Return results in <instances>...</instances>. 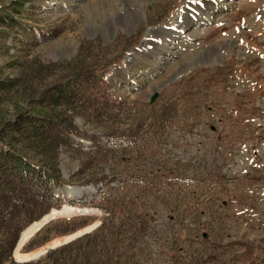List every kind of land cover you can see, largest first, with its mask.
Here are the masks:
<instances>
[{
	"label": "rangeland",
	"instance_id": "1",
	"mask_svg": "<svg viewBox=\"0 0 264 264\" xmlns=\"http://www.w3.org/2000/svg\"><path fill=\"white\" fill-rule=\"evenodd\" d=\"M17 1L25 2L24 24L0 34V45L7 47L0 53V82L18 78L25 66L24 89L34 97L14 106L11 97L26 93L23 86L12 95L0 91V128L8 132L3 123L19 111L50 123L48 137L58 145L53 153L36 154L25 139L8 145L35 163L52 159L64 183L54 188L57 202L49 212L54 210L55 220L86 226L50 234L31 250L21 249V241V250L0 264L46 263L50 252L94 233L106 216L93 206H105L97 195V172L110 169L158 182L142 200L152 227L151 264H264V0H0V6ZM42 65L48 68L36 71ZM80 65L95 69L103 83L93 89L77 84L75 93L83 90V99L54 106L46 91ZM95 107L106 116L88 117ZM154 108H164L171 125L139 158L131 147L115 164L109 157L102 165L92 152L73 149L98 144L105 126L128 129L141 119L138 133L149 147ZM77 113L82 115L72 128L70 117ZM59 121L66 131L59 130ZM1 176L4 190L33 189L8 170ZM75 189L85 195L78 203ZM1 208L0 235L12 233L18 225L4 223L11 207Z\"/></svg>",
	"mask_w": 264,
	"mask_h": 264
},
{
	"label": "trees",
	"instance_id": "2",
	"mask_svg": "<svg viewBox=\"0 0 264 264\" xmlns=\"http://www.w3.org/2000/svg\"><path fill=\"white\" fill-rule=\"evenodd\" d=\"M24 5L25 2L17 1L15 4L0 6V26L4 29L0 31L1 35H10L11 32L6 29L19 28V25L24 24L22 21L24 18ZM5 50H7V47L0 45V53ZM85 66L87 65H80L77 68L70 69L69 71H73L72 74L67 73L64 78L61 76L57 78L56 81L59 86L56 84L52 88L53 90L51 93L46 91L45 94H48L49 100L52 98L54 106L57 107L60 105V101L65 103L66 100L70 99H74V101L77 98L83 99V90H81L80 94H77L79 97H77L75 93L77 84H80L79 86L82 87L93 89L95 85L103 83L101 74L95 69L90 70ZM50 67L58 68L56 65ZM42 68L48 67L42 65L40 68H36V71H40ZM19 69L22 70L18 78L0 82V91H5L7 95H12L15 92V88L23 86L24 89V87H28V79H26L27 69L25 66H21ZM23 89L21 91L26 92V89ZM31 96V92H26L21 96H12L11 99L14 101V106H17L20 102L27 100ZM33 97L34 96L28 100H32ZM88 100L93 101V98ZM77 108H75V111ZM92 109L93 113H90L88 117H99L100 113L96 111L97 107ZM151 111L155 113L151 119V122H154L152 124L154 128H148L149 137L152 141L148 143L149 147L147 148L144 146L145 136L138 133L141 127V119L136 122V125L129 126V130L124 129L122 126H105L103 128L105 133L98 136V139H100L98 144L80 146L79 148L73 149L75 151L92 152V157L99 156V158H101L99 163L102 165L106 164L109 157L115 159L113 163L115 164L118 159L121 160L123 151L131 147L138 151H136V156L134 158H139V152H150V148L153 144L160 143L162 136H160L159 131L166 128L167 125H171V117L164 108L157 110L154 108L151 109ZM160 111L162 112L157 117ZM23 113L24 112L19 111L17 117L13 121L7 120L3 123L10 134L5 132L4 128H0V179H2L1 173L8 170L14 177L16 176L18 179L17 181L21 183L22 186L25 183H30L33 187V189L13 187L12 192L2 189L0 183V217L2 216L1 207H11L10 212H8L6 218H4V223L10 226L12 224L18 225L14 232L10 233V231H3L0 235V259H4L5 261L11 260V253L15 247L20 231L27 225L40 220L44 215L49 213V210L53 207L52 202H57L54 188L64 183L59 171L54 169L55 165H52V159L48 160V158L43 157L41 164L35 163L25 155L17 153L15 150L16 148L13 149L9 146V143H14L13 146L22 145L20 141L21 139H25L33 150L29 149L32 152L35 151L36 154L39 155L46 152L53 153L54 148L57 149V143L54 144L55 142H53L54 137H48L50 133H47L46 127L49 126L50 123L46 119L39 122L33 121ZM1 114L2 113H0V115ZM78 114L81 113L74 114V117H70L69 123L72 128L75 120L74 118ZM101 116H106V114H101L100 117ZM103 118L106 120L105 117ZM2 120H5V118L3 117ZM157 120L160 121L161 125L157 126L155 124ZM133 127L136 128V131L131 135L130 131ZM59 130L66 131V128L60 121ZM68 133H66V135H68ZM71 133H73V131H71ZM101 136H103L102 141ZM80 137L87 140L91 138V136L85 135ZM154 153H157V151ZM159 154L164 157L163 154ZM3 162L5 164H3ZM111 172L112 174H110ZM97 173L100 174L99 178H97L100 182L96 183V185L99 184L97 186L98 198L99 202H102L105 206H93L102 210L106 215L101 225L94 233H88L89 235L87 234L60 249L58 248L50 252L46 263L43 262L42 264H151V250L148 243L152 227L149 221L144 218L143 213L146 211V206L142 203V200L145 195L153 189L151 187L158 184V182L151 179L150 175L145 176L134 173L128 176V174H125L123 171L117 173V171H112L111 169L110 173L107 171ZM174 181H176V177L170 178L168 182L172 183ZM114 182L117 183V186H114ZM8 183L7 185H9ZM3 184L5 185L6 183ZM182 187H184V181ZM16 190H21L23 194H15L14 192ZM112 191L115 192V194L111 193ZM84 198L85 195H83L82 200H84ZM75 200L76 203H78L79 200ZM50 201L51 204L46 203ZM6 202L8 203L6 204ZM71 202V200H68V203ZM118 209H120L123 214H121ZM19 222L23 223L19 224ZM85 226L86 222L84 221L75 225L72 220H54L35 235L24 248L25 250H31L45 243L50 238V234L61 235ZM33 264H39V262Z\"/></svg>",
	"mask_w": 264,
	"mask_h": 264
},
{
	"label": "bare ground",
	"instance_id": "3",
	"mask_svg": "<svg viewBox=\"0 0 264 264\" xmlns=\"http://www.w3.org/2000/svg\"><path fill=\"white\" fill-rule=\"evenodd\" d=\"M197 2V1H196ZM197 4V3H196ZM199 4V3H198ZM211 6H212V10H216V8H218V11H219V9H220V7L218 6H216V5H214V4H210ZM229 5V2H227V6ZM199 11V10H198ZM183 13V12H182ZM188 15V14H187ZM256 16H258V14L256 15ZM188 17V16H187ZM208 17H210V16H208ZM187 21H188V24H189V19L187 18ZM181 24V23H180ZM174 28V27H173ZM185 31V30H184ZM179 32V31H178ZM189 35V34H188ZM172 36V35H171ZM170 36V37H171ZM178 36L179 37H181V36H183V34L181 35H179V33H178ZM186 36V35H185ZM167 41V40H166ZM83 193V192H82ZM81 193V194H82ZM77 197H78V194H77ZM86 211H88V210H86ZM93 211H95V210H93ZM96 212V211H95ZM55 212H54V210H53V214H54ZM56 214V213H55ZM54 214V215H55ZM39 222V221H38ZM38 222H35V223H33V224H31V225H29L28 226V228L27 229H25V230H23V232H22V237H21V241L22 242H25L33 233H35V231H36V229H37V225H35V224H39ZM41 225V223L39 224V226ZM21 241H20V244H21ZM19 244V245H20Z\"/></svg>",
	"mask_w": 264,
	"mask_h": 264
},
{
	"label": "water",
	"instance_id": "4",
	"mask_svg": "<svg viewBox=\"0 0 264 264\" xmlns=\"http://www.w3.org/2000/svg\"><path fill=\"white\" fill-rule=\"evenodd\" d=\"M158 97V94L157 93H155V94H153L152 96H151V98H150V102L151 103H153L154 102V100L156 99ZM75 193L77 192L76 190H73ZM54 217H56L54 214H50L48 217H46L43 221H42V224H44V223H46L47 221H49V220H51L52 218H54ZM21 237H22V235H21ZM21 237L18 239V241H17V244H16V247L14 248V250H13V253H16L19 249H20V241H21ZM204 237H205V235H204ZM23 245V244H22Z\"/></svg>",
	"mask_w": 264,
	"mask_h": 264
}]
</instances>
